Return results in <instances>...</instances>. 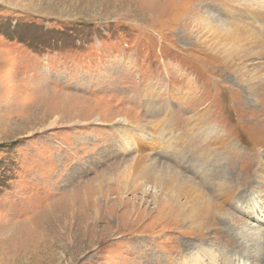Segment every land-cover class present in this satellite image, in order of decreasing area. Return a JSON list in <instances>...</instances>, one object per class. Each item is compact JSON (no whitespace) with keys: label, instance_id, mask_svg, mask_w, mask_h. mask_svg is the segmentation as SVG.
<instances>
[{"label":"rangeland","instance_id":"1","mask_svg":"<svg viewBox=\"0 0 264 264\" xmlns=\"http://www.w3.org/2000/svg\"><path fill=\"white\" fill-rule=\"evenodd\" d=\"M262 20L264 0H0V264H264ZM176 178L222 214L179 216Z\"/></svg>","mask_w":264,"mask_h":264},{"label":"bare ground","instance_id":"2","mask_svg":"<svg viewBox=\"0 0 264 264\" xmlns=\"http://www.w3.org/2000/svg\"><path fill=\"white\" fill-rule=\"evenodd\" d=\"M246 12V10H245ZM258 21V20H257ZM261 21V20H260ZM263 22V20H262ZM207 23V22H206ZM216 23V22H215ZM264 23V22H263ZM262 24V23H261ZM211 25V24H210ZM209 25V26H210ZM227 25V24H226ZM252 25V24H251ZM213 26V25H211ZM237 26V25H236ZM204 27V25H203ZM234 27H231L230 31L233 29ZM217 29V28H216ZM219 29V28H218ZM235 29V28H234ZM236 30V29H235ZM254 30V29H253ZM252 30V31H253ZM223 32H227L229 31L228 27H225L223 30ZM248 32V31H247ZM239 33V32H238ZM238 37V36H237ZM250 37V36H249ZM229 38V37H228ZM238 74V73H237ZM245 74V73H244ZM240 76V75H238ZM262 79V78H261ZM255 94V93H254ZM182 138L179 136L178 137V144H180ZM179 146V145H178ZM183 146V145H182ZM176 149V148H175ZM179 152V151H176ZM183 152V151H182ZM181 153V152H180ZM179 156H181L180 154H178ZM174 182V192H173V197H172V201L174 203V206L177 209V213L180 215H183V203L181 202L182 199H184L185 203L184 206L187 208V217L189 219H191L192 221H194L195 219L200 220L201 218L207 219L212 217L213 215H218L220 216L222 214L223 208L221 206L220 203L212 201L210 199H208V197L211 195H209V192L201 189L198 190L196 187L194 186H190L189 184H185V186L183 185L182 182H180V179H174L172 180ZM123 182V181H122ZM217 184V183H216ZM204 186H208V184H203ZM168 186V185H167ZM198 186V185H197ZM219 186V185H218ZM217 186V187H218ZM216 187V188H217ZM214 189V188H213ZM220 190V189H219ZM232 190L229 189H225L223 191V196L220 195V197L226 199L227 197H229L231 195ZM216 193V192H215ZM216 195V194H215ZM214 197V195H213ZM215 198V197H214ZM216 200V199H215ZM218 200V198H217ZM223 201V199H222ZM224 202V201H223ZM182 208V210H181ZM187 219V218H186ZM212 220V218L210 219ZM222 220V219H221ZM199 257H196L195 260H198Z\"/></svg>","mask_w":264,"mask_h":264}]
</instances>
